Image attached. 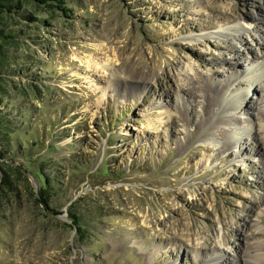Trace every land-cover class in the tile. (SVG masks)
I'll use <instances>...</instances> for the list:
<instances>
[{
	"label": "rangeland",
	"instance_id": "374dc122",
	"mask_svg": "<svg viewBox=\"0 0 264 264\" xmlns=\"http://www.w3.org/2000/svg\"><path fill=\"white\" fill-rule=\"evenodd\" d=\"M22 2L3 19L0 264H264V0ZM190 77L224 87L210 115Z\"/></svg>",
	"mask_w": 264,
	"mask_h": 264
},
{
	"label": "trees",
	"instance_id": "16d2710c",
	"mask_svg": "<svg viewBox=\"0 0 264 264\" xmlns=\"http://www.w3.org/2000/svg\"><path fill=\"white\" fill-rule=\"evenodd\" d=\"M39 3H44L46 4L49 8H57L63 11L65 14V11L69 10L68 8L65 7L66 2L65 0H35ZM23 2L22 0H0V79L4 75V70H5V65L7 63V54L5 50V44L8 43H15V36L16 33L10 30H7L3 27V19L4 15L6 12H10L12 10H20L22 9ZM31 17V16H27ZM1 87V83H0ZM1 90V89H0ZM3 123H7L6 121L4 122V119L2 116H0V156L4 157V153L7 152V148L3 147V142H9L6 138L5 129L9 130V126H3ZM1 172H2V177H1V182H0V188H3L4 186L10 187L11 186V179H10V174L8 171L4 170L1 166ZM41 201L46 205L47 200L43 199L41 196L40 198ZM71 218L73 220L74 226L81 231V226L79 224L80 219H79V214L72 211L71 212Z\"/></svg>",
	"mask_w": 264,
	"mask_h": 264
},
{
	"label": "bare ground",
	"instance_id": "6f19581e",
	"mask_svg": "<svg viewBox=\"0 0 264 264\" xmlns=\"http://www.w3.org/2000/svg\"><path fill=\"white\" fill-rule=\"evenodd\" d=\"M245 22H246V20H244ZM247 24H244V23H242V24H238L237 26H238V28H243V29H245V30H248L249 28L247 27V25H250L251 23L250 22H246ZM237 28V29H238ZM235 28H231V27H228V28H226V30H227V32L229 31V32H234V31H236V30H234ZM237 33V32H236ZM222 54H224V53H222ZM217 59V58H216ZM216 59H214L213 61H212V63L213 62H215V61H217ZM224 62H222V63H227V60H223ZM95 65L96 66H98V67H100L101 69H102V71L103 72H107V70H109V68H108V66H109V64H108V62H106V63H104V64H101V65H99V64H97V62H95ZM169 65V64H168ZM169 70V69H168ZM153 71V70H152ZM257 72V71H256ZM113 73V72H112ZM154 76H157V75H159L160 73L158 72V71H154V72H151ZM167 75V74H166ZM260 75V74H259ZM264 75V72H262V74H261V76H263ZM115 77H119V75L116 73L115 75H114ZM191 79H193L192 77H190L189 78V81L191 82V83H193L192 85L194 86V87H197L200 91H201V93H202V97H203V99L205 100V112H207V114L208 115H210L211 114V111H212V109H211V107L212 106H214V105H218L219 103L221 104V96H222V90H223V88L224 87H222V86H220V85H217V84H214L213 82H209V81H207V82H201V81H197V80H192L191 81ZM256 79V78H255ZM254 79V80H255ZM259 79V78H258ZM197 83H198V85H197ZM188 84H190V83H188ZM248 84H251L250 82H248ZM183 85H185V84H182L181 85V88H180V90H182L183 91ZM108 86V85H107ZM169 88V87H168ZM170 89V88H169ZM238 89H240V88H238ZM244 89H246V90H248L249 89V85H247V88H244ZM184 92H186L187 93V91H185L184 90ZM231 93V92H230ZM241 93H243V92H241ZM241 93L240 94H237V95H232V97H233V101H232V104H233V107L232 108H234V109H238L239 108V105L242 103V97L244 96V95H241ZM189 94L190 95H192L193 93L192 92H189ZM231 95V94H230ZM236 103V104H235ZM226 106H228L227 104L226 105H224V107H226ZM177 115H175L177 118H179V119H181V118H184L185 117V108H184V106L182 105V104H178L177 105ZM229 115V114H228ZM176 118V119H177ZM215 120H217V121H219V118L218 119H216V117H215ZM239 121V119H237V118H235V117H233V116H226V117H223V120L222 121H224V122H226V121ZM208 120L206 119L205 120V122L204 123H202L203 124V126L205 127V134H209V135H211V133H212V131H211V128H212V126L211 125H209L208 126ZM254 128H255V126H253ZM252 130H254L252 127L251 128H249L248 129V131L247 132H245L244 134H246L247 136L249 135L250 136V134H251V132H252ZM219 132L221 133V134H224L226 131L225 130H223V129H219ZM236 132V134L237 135H242V132H241V130H236L235 131ZM240 137H238L237 138V140H236V143L238 142V141H240L241 139H239ZM209 139H212V138H209ZM245 140L247 139V138H244ZM245 150H247V149H239V153H240V155L241 154H243V152L245 151Z\"/></svg>",
	"mask_w": 264,
	"mask_h": 264
}]
</instances>
